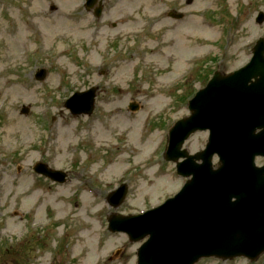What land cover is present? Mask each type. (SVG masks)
Masks as SVG:
<instances>
[{
  "label": "rangeland",
  "instance_id": "1",
  "mask_svg": "<svg viewBox=\"0 0 264 264\" xmlns=\"http://www.w3.org/2000/svg\"><path fill=\"white\" fill-rule=\"evenodd\" d=\"M85 1L0 0V264H135L142 242L111 234L107 218L181 190L186 180L164 161L170 127L216 71L244 67L264 39V0H108L100 19ZM92 87L94 114L73 118L64 103ZM207 142L198 133L184 148ZM37 162L68 182L37 176ZM122 184L128 195L113 209L107 197ZM198 264H264V255Z\"/></svg>",
  "mask_w": 264,
  "mask_h": 264
},
{
  "label": "water",
  "instance_id": "2",
  "mask_svg": "<svg viewBox=\"0 0 264 264\" xmlns=\"http://www.w3.org/2000/svg\"><path fill=\"white\" fill-rule=\"evenodd\" d=\"M105 1L88 0L86 7L91 10L99 2L95 17L100 18ZM263 20L260 14L257 22ZM46 75L41 70L36 79L44 81ZM96 92L76 93L65 107L74 117L92 115ZM189 108L192 116L170 131L165 157L175 163L185 159L178 163V173L192 179L157 209L140 216H112L109 230L126 233L132 242L149 238L139 250L138 264H196L211 257L255 261L264 253V167L255 166L256 157H264V40L248 66L227 77L216 73ZM137 109L131 105L132 111ZM208 130L204 152L190 156L182 151L191 135ZM215 155L220 159L217 170L212 168ZM34 171L60 184L67 180L66 173L43 163ZM127 192L123 185L109 195L108 203L118 208Z\"/></svg>",
  "mask_w": 264,
  "mask_h": 264
},
{
  "label": "bare ground",
  "instance_id": "3",
  "mask_svg": "<svg viewBox=\"0 0 264 264\" xmlns=\"http://www.w3.org/2000/svg\"><path fill=\"white\" fill-rule=\"evenodd\" d=\"M174 42V41H173ZM124 119L123 118H120V122H122Z\"/></svg>",
  "mask_w": 264,
  "mask_h": 264
}]
</instances>
